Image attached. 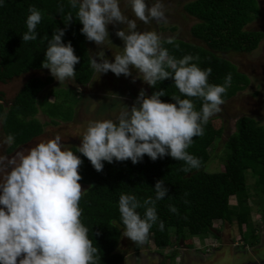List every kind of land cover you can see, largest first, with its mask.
Here are the masks:
<instances>
[{"label": "clouds", "instance_id": "9594fccd", "mask_svg": "<svg viewBox=\"0 0 264 264\" xmlns=\"http://www.w3.org/2000/svg\"><path fill=\"white\" fill-rule=\"evenodd\" d=\"M4 3L5 0H0V6ZM127 3L136 19L145 24L165 17L163 0H127ZM68 4L76 9V20L82 24L80 32L100 46L90 55L89 65L94 75L111 71L116 76H129L131 69H135L136 76L150 86L171 78L180 95H171L169 102L161 99L166 95L163 88L151 95L141 89L132 106L122 110L115 120L90 121L75 152L66 148L57 134L13 155L0 154V264H95L97 248L81 220L82 187L78 169L82 160L75 153L87 157L97 171L103 169L104 162L130 159L135 164L145 154L152 160L168 155L183 161L184 172L199 169L200 159L187 149L194 137L203 135V126L209 118L220 111L223 94L231 83L230 73L223 84L210 83L211 67L201 68L193 62L197 57L191 54L181 58L170 55L156 31L137 29L136 19H130L122 11L120 0H68ZM41 19V11L29 5L25 19L27 31L21 34L22 41L37 39L36 27ZM72 19L68 13L65 25ZM116 23L124 25L115 32L123 47L110 59L103 49L106 42L112 43L107 25ZM64 34L65 29L59 27L52 32L42 61V67L60 83L75 77L74 66L80 61L71 41H63ZM193 97L201 98L199 110L190 99ZM13 140L9 134L2 142L10 144ZM153 189L154 197L142 202L135 194L119 195V222L113 220L112 224L122 226V235L135 242L145 241L153 224L158 223L163 230L164 222L158 218L156 202L169 190L162 179L155 182ZM141 207L143 215L138 211ZM169 210L178 211L173 205H169ZM219 221L224 228V223ZM243 227L248 228L246 224ZM248 243L244 240L236 246L247 249L249 260L252 256L264 264V258L252 254L256 243Z\"/></svg>", "mask_w": 264, "mask_h": 264}, {"label": "trees", "instance_id": "16d2710c", "mask_svg": "<svg viewBox=\"0 0 264 264\" xmlns=\"http://www.w3.org/2000/svg\"><path fill=\"white\" fill-rule=\"evenodd\" d=\"M29 5L41 11L42 19L36 27L37 39L25 42L21 34L27 31L25 19ZM184 9L198 20L191 27V36L201 43L164 38L163 46L176 58L191 54L197 57L193 62L201 68L211 67L210 83L223 84L230 73L231 83L223 94V101L228 100L244 90L250 78L224 53L251 52L259 46L263 32L246 28L260 14L259 0H192L184 5ZM75 12L68 0H5L0 6V84L44 68L42 61L47 39L57 27L65 29L63 41H71L74 53L80 57L79 63L74 66V81L79 85L89 83L94 75L89 65L91 54L87 39L80 32L82 24L76 20ZM68 13L72 14L73 19L65 25ZM169 40L171 43L167 42ZM53 81L51 75L45 79L39 76L29 78L8 105L3 102L4 93L0 91L1 129L5 137L9 134L14 137L7 152L41 135L47 124L57 125L60 121L73 119V105L71 100L62 97V91H51L54 100H50V94L42 95L45 87ZM160 88L166 94L161 97L164 101L171 102V95H180L171 78L150 86V95ZM190 99L199 110L201 98ZM39 111L50 120L42 122L37 117ZM203 127V135L194 137L187 149L200 159L201 167L188 172L182 171L185 166L183 161L168 155L152 160L146 154L135 164L130 159L104 162L103 169L97 171L87 157L75 153L82 160L78 169L81 175L79 183L87 186L79 201L81 220L88 227L89 238L97 248L95 264H124L125 256L119 250L122 226L118 228L112 224L113 220L119 222V195L135 194L142 202L149 196L154 197L153 186L158 179L165 182L169 191L156 202L158 218L164 222L163 230L158 223L153 224L147 237H152L157 247L170 246L172 235L178 243L194 236H216V220L228 223L232 228L237 226L242 236L248 233L246 243L258 238L256 228L249 224L253 209L249 199L251 190H255L258 196L264 195V126L248 115L237 119L236 131L225 141L226 160L224 169L220 171L209 169L212 160L209 149L223 134L224 128H216L211 118ZM76 148L72 146L70 149L75 152ZM248 172L256 177L253 187L247 182ZM232 196L237 200L235 206L231 203ZM169 205L175 206L178 211L171 212ZM138 211L143 215V207ZM245 224H248L249 232L244 230ZM187 245L193 247V242ZM175 251L165 254L170 261L164 260L161 264H175L178 253Z\"/></svg>", "mask_w": 264, "mask_h": 264}, {"label": "rangeland", "instance_id": "374dc122", "mask_svg": "<svg viewBox=\"0 0 264 264\" xmlns=\"http://www.w3.org/2000/svg\"><path fill=\"white\" fill-rule=\"evenodd\" d=\"M189 1L192 0H163L165 17L159 21L152 20L147 24L136 19L127 0H120V7L130 19H136L137 29L140 31H156L161 36V39L179 38L201 43L191 36V27L198 20L189 15L184 9V5ZM259 4L260 14L247 24L246 28L258 30L264 34V0H259ZM120 27H124V25L119 23L107 25L109 38L112 43L106 42L103 50L110 59L113 58L112 55L120 52L122 50L121 47H123V41L115 35L116 29ZM87 45L91 55L100 48V46L89 40H87ZM224 55L235 63L240 71L249 76L250 83L244 90L223 101L220 111L210 117L216 128L220 126L224 128L223 134L217 137L215 143L209 149L212 154V160L209 162L211 171L224 169L225 154L227 153L225 141L229 135L236 131V121L239 117L244 115L254 117L264 126V37L259 46L251 52L239 51L224 53ZM97 59L99 58L97 57ZM48 75H50V72L47 68L32 70L6 83H1L0 91L4 93L3 102L8 105L29 78L39 76L45 79ZM141 89H144L145 93L150 95V85L136 76L135 69H131L129 76H124L123 74L116 76L111 71L100 76L93 75V78L86 85L77 84L74 78L62 83L54 78V81L45 87L42 95L50 94V100H54L55 96L51 94V91H62V97L71 100L73 105V119L60 121L57 125L47 124L41 135L28 143L19 145L12 152H7L10 144L2 142L5 135L0 125V154L13 155L18 150H26L29 146H34L37 142L47 140L57 134L62 137V143L66 148L79 146L80 136L90 121L115 120L122 110L132 106ZM37 117L42 122L50 120L42 111L38 112ZM247 176L248 184L253 187L256 177L252 176L250 172L247 173ZM81 187L82 192L87 189L86 185L81 184ZM231 203L234 206L236 205L235 196L231 197ZM249 203L253 206L249 224L253 228H257L256 232L258 234L257 239H252L256 243L252 250L255 251L258 257L264 258V195L259 194L258 196L255 190L254 192L251 190ZM235 225L237 224L235 223ZM247 227L249 228L248 224ZM214 228L216 234L219 233L218 238L210 234L209 238L194 236L178 243L172 235L170 246L164 248L157 247L152 237L143 242H135L122 235L119 250L125 256L124 264H161L164 260L169 262L170 259L165 254H171L175 250L178 251L175 256V264L247 263L249 261L247 249L243 245L236 246V243L241 244L244 240L247 242L248 233L242 236L237 226L232 228L228 223H224L223 228L219 220L215 221ZM248 228L245 229L246 232ZM190 242H193V247H187ZM250 257L252 258V256ZM258 260L261 264L263 263L261 259Z\"/></svg>", "mask_w": 264, "mask_h": 264}, {"label": "flooded vegetation", "instance_id": "af4514ba", "mask_svg": "<svg viewBox=\"0 0 264 264\" xmlns=\"http://www.w3.org/2000/svg\"><path fill=\"white\" fill-rule=\"evenodd\" d=\"M72 147V146H71ZM70 149V148H69ZM252 254H255V252L254 251H252ZM254 257H258V255H254ZM188 263H189V260H188ZM259 263V261L258 260H253V258H251V260H249V261H247V263H243V264H258ZM190 264V263H189Z\"/></svg>", "mask_w": 264, "mask_h": 264}, {"label": "crops", "instance_id": "0c3cea01", "mask_svg": "<svg viewBox=\"0 0 264 264\" xmlns=\"http://www.w3.org/2000/svg\"><path fill=\"white\" fill-rule=\"evenodd\" d=\"M255 252V251H254ZM257 258H260V257H257ZM255 260H258V259H255Z\"/></svg>", "mask_w": 264, "mask_h": 264}]
</instances>
